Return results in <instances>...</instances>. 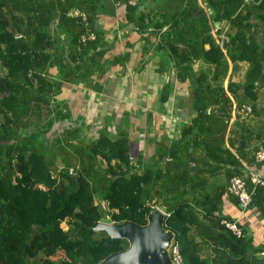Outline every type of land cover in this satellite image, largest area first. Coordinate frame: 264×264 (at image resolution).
I'll use <instances>...</instances> for the list:
<instances>
[{
	"label": "trees",
	"instance_id": "16d2710c",
	"mask_svg": "<svg viewBox=\"0 0 264 264\" xmlns=\"http://www.w3.org/2000/svg\"><path fill=\"white\" fill-rule=\"evenodd\" d=\"M201 1L212 14L200 9L193 17L192 9L184 7L169 13L160 32L176 75L192 86L194 113L179 126L177 138L156 142L153 161L136 168L122 133L109 137L99 131L76 146L73 135L67 136L75 128L65 129L62 140L40 146L53 122L50 113L53 107L57 110V102H51L60 80L48 73L53 57L66 70L60 76L66 80L81 74L86 57L99 51L97 35L77 49L83 26L65 11L82 8L94 29L102 0H0V264H97L109 252L125 248L127 241L96 231L95 224L103 219L143 224L153 204L168 212L162 226L172 231L182 264H264V254H258L264 241L253 243L247 222L235 219L244 232L240 236L220 222L233 219L221 203L229 194L228 178L239 174L254 198L245 208L258 213L264 231V186H252L244 168L246 164L259 171L264 162L253 159L258 146L264 148V95L260 106L255 105L264 85V40L255 38V22L264 21V0ZM119 3L125 21L145 30L143 12L126 0ZM55 15L51 35L47 26ZM189 20L192 24H185ZM221 20V30L228 33L224 50L209 31V21ZM154 28L160 31V24ZM87 48L92 51L87 53ZM197 59L204 65L195 71L191 63ZM228 60L232 69L239 61L246 67L240 82L231 80V70L223 86ZM237 88L241 98L235 107L246 99L251 112L246 116L235 111L230 122L233 104L225 91L237 98ZM247 117L251 122H245ZM57 155L61 166L54 163ZM212 177L221 182L209 184ZM55 253L59 255L53 257Z\"/></svg>",
	"mask_w": 264,
	"mask_h": 264
},
{
	"label": "crops",
	"instance_id": "0c3cea01",
	"mask_svg": "<svg viewBox=\"0 0 264 264\" xmlns=\"http://www.w3.org/2000/svg\"><path fill=\"white\" fill-rule=\"evenodd\" d=\"M98 6L93 30L98 38L95 48L99 51L92 52L91 59L86 57L82 73L61 80V72L66 70L59 67L61 64L56 55L53 57L55 61L48 67L49 76L60 80L54 101L59 108L67 109L65 113L61 111L60 117L55 116L48 135L56 137V133L64 129V124H83L82 131L87 138L96 136L99 131L109 137L125 134L132 163L140 168L143 163L153 161L156 142L168 144L171 139L177 138L179 126L189 122L194 113L191 107L192 86L187 79L176 75L177 68L163 43V37L160 39V32L167 27L168 15L173 11L189 6L193 17L198 16L200 9L206 16L212 11L201 0H138L137 11H142L147 17L146 29L140 31L134 28L132 22L125 21L121 3L116 5L115 0H102ZM191 21H185V24H192ZM193 21L199 26L200 22ZM218 22L223 26V20ZM157 23L160 24V31L154 28ZM214 24L209 21L211 34ZM255 24V38L264 40V21H256ZM218 31L221 32V28ZM91 49L87 48V53ZM227 63L223 86L231 70V80L241 81L246 67L242 61L233 69L229 60ZM67 64L71 65L72 61ZM203 65L200 59L191 63L195 71ZM178 72L182 75L180 70ZM263 90L264 85L259 89L256 106H260ZM240 91L236 89L239 93L237 98L225 91L232 104L241 98ZM163 92L165 97L161 96ZM241 103L249 104V101L242 99ZM59 108L57 110H61ZM234 116L232 112L230 122ZM138 154L141 159H136ZM198 166L201 167L200 163ZM257 169L264 174V162ZM218 182H221L220 179L212 177L209 184ZM233 200L230 194L225 195L221 203L222 211L244 224L247 222L246 228L253 235L254 244L264 241L258 213L252 208L242 209Z\"/></svg>",
	"mask_w": 264,
	"mask_h": 264
},
{
	"label": "water",
	"instance_id": "95a60500",
	"mask_svg": "<svg viewBox=\"0 0 264 264\" xmlns=\"http://www.w3.org/2000/svg\"><path fill=\"white\" fill-rule=\"evenodd\" d=\"M264 114V104L262 108ZM191 147H188V151ZM189 169L193 170L192 155H188ZM80 174H78V178ZM251 198L249 205L253 202ZM238 206L240 204L238 203ZM164 215L154 207L147 212L145 223L139 224L126 219L122 221H98L93 229L104 230L110 237L124 238L127 246L123 249L111 251L97 264H172L166 253V246L172 239V231L162 226ZM107 224V225H106Z\"/></svg>",
	"mask_w": 264,
	"mask_h": 264
},
{
	"label": "built area",
	"instance_id": "2783aa9c",
	"mask_svg": "<svg viewBox=\"0 0 264 264\" xmlns=\"http://www.w3.org/2000/svg\"><path fill=\"white\" fill-rule=\"evenodd\" d=\"M53 3H56L60 0H51ZM127 3L136 5L138 0H126ZM115 4H119V0H115ZM207 10V8H206ZM65 14L69 17L74 18L78 23H80L83 26V31H81L78 35V45L77 49L81 46V44L85 43L87 40H91L95 38V31L91 28H89V22L87 19L86 12L77 6H72L68 8L65 11ZM57 23V16L55 15L51 21L49 22L47 26L48 32L53 35L55 33V27ZM222 27V24L220 22H215L214 27L212 29V34L214 41L217 43V45L224 50V44L227 42L228 37L225 32L218 31ZM19 33H15L14 36H19ZM67 49V47L64 45V49ZM66 49L64 51H66ZM55 102L54 100L51 102V104ZM236 105L233 104V110L232 112H238L242 115H246L251 112V106L247 103H241L239 106L235 107ZM59 108V106H57ZM59 109L62 110V107ZM253 159L255 161H261L264 160V148L262 146H258V148L254 151ZM244 168L246 169V174L248 176L249 182H251L252 186L255 184H259L264 186V175H262L259 171L252 168L249 165L244 164ZM226 191L227 193L233 195L236 197L238 203L240 204V207L243 209L245 208L249 201L251 200V190L247 189L245 179L239 175V174H233L231 175L227 182H226ZM153 208L157 207L159 208L164 217L168 215L167 211H164L163 208L157 206L156 204L151 205ZM220 222L224 224L226 228H228L234 235L240 236L244 232L242 231L241 227L237 224L235 219H226L221 218ZM169 251V258L172 264H182L180 253L178 250V246L174 241L171 239L168 247ZM258 254H264V250H260Z\"/></svg>",
	"mask_w": 264,
	"mask_h": 264
},
{
	"label": "rangeland",
	"instance_id": "374dc122",
	"mask_svg": "<svg viewBox=\"0 0 264 264\" xmlns=\"http://www.w3.org/2000/svg\"><path fill=\"white\" fill-rule=\"evenodd\" d=\"M240 82V81H239ZM51 106V105H50ZM57 108V107H56ZM62 112H64V111H66L67 112V109H65V108H63L62 107V110H61ZM56 112L58 113V111L53 107V110L51 111V113H50V117L53 119V121H54V119L57 117H55V114H56ZM65 113V112H64ZM246 116H249V115H246ZM245 116V117H246ZM245 122H251V119L249 118V117H247V118H245ZM54 124V123H53ZM64 126V129H62V130H60V133L58 134V132L56 133V137H50L49 135H46L45 136V139L42 141V143L40 144V146L41 147H47L48 146V140H51L52 142H54V143H56V141L59 139V140H62V133H64V131L63 130H65V129H72V128H75L73 131L74 132H69V133H67V136L69 137V136H71V135H73V138L71 139V142H73V143H75V145L76 146H78L79 144H84V143H86L87 142V137L84 135V132L82 131V128H83V124H77L76 126H70V125H66V124H64L63 125ZM51 127V126H50ZM65 132H67V131H65ZM58 137V139H56ZM72 137V136H71ZM38 147H39V145H38ZM72 151H74V147L72 146V148H70ZM43 151H46V148H44V150ZM55 164L57 165V166H61V159H60V155H57L56 157H55ZM96 165H98V163H95V166ZM101 165V164H100ZM100 221H102V222H109V221H106V220H100ZM61 224H63L64 225V222H61ZM246 227V226H245ZM166 253H167V255H168V248H167V246H166ZM57 255H59L58 253H55V255L53 256V257H55V256H57Z\"/></svg>",
	"mask_w": 264,
	"mask_h": 264
},
{
	"label": "bare ground",
	"instance_id": "6f19581e",
	"mask_svg": "<svg viewBox=\"0 0 264 264\" xmlns=\"http://www.w3.org/2000/svg\"><path fill=\"white\" fill-rule=\"evenodd\" d=\"M107 225V224H106Z\"/></svg>",
	"mask_w": 264,
	"mask_h": 264
}]
</instances>
